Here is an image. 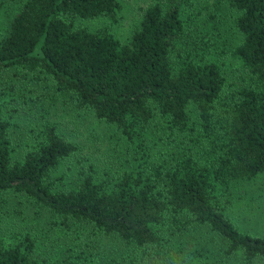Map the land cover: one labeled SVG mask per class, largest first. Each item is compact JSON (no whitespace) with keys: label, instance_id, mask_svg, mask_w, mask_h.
<instances>
[{"label":"trees","instance_id":"obj_1","mask_svg":"<svg viewBox=\"0 0 264 264\" xmlns=\"http://www.w3.org/2000/svg\"><path fill=\"white\" fill-rule=\"evenodd\" d=\"M10 1L0 35V205L17 193L44 207L72 240L60 264H97L78 241L84 228L119 240L133 264H198L185 243L169 246L195 225L217 234L225 255L264 264V235L228 211L238 183L264 177V0H227L239 39L218 52L206 0H150L126 41L75 24L113 22L119 0ZM41 79L112 125L132 166L100 176L77 159L74 183L55 187L78 148L49 121L15 158L10 117L32 94L25 80ZM38 250L28 229L0 234V264H41Z\"/></svg>","mask_w":264,"mask_h":264},{"label":"rangeland","instance_id":"obj_2","mask_svg":"<svg viewBox=\"0 0 264 264\" xmlns=\"http://www.w3.org/2000/svg\"><path fill=\"white\" fill-rule=\"evenodd\" d=\"M206 1L208 8L217 17V29L211 33L212 51L218 52L235 45L239 34L233 22L235 13L229 8L227 0ZM149 2L150 0H119L120 9L113 22L98 16L76 19L75 24L89 30L105 26L116 39L126 41ZM14 9L12 1L0 0V35L6 19ZM229 71L228 75L231 76ZM24 83L31 88L32 94L27 98L25 107L19 108L10 117L12 125L9 137L15 158L21 155L23 143L35 136L40 123L49 121L56 125L60 135L78 148L75 155L65 161L56 172H64V177L63 184L55 179V187L64 188L74 183L78 175L77 159L81 165H92L100 176L117 174L132 166V152L127 151L112 125L95 119L88 110L76 109L71 97L56 91L46 79L37 82L25 80ZM228 211L231 219L242 230L264 235V177L257 176L238 183ZM10 229H28L37 236L41 264H60V258L66 255L65 244L72 241L70 237L63 236L59 229L51 226L50 214L44 207L17 193L6 195L5 201L0 205V234ZM78 241L84 253L97 264H133L126 259L130 250L114 237L99 236L92 229L84 228L78 233ZM182 242L190 250L197 252L198 264H244L238 253L225 255L223 240L206 227L195 225L186 229L172 239L169 246L175 247Z\"/></svg>","mask_w":264,"mask_h":264}]
</instances>
